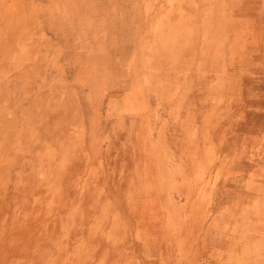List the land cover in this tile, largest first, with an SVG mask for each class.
I'll use <instances>...</instances> for the list:
<instances>
[{"label":"rangeland","instance_id":"374dc122","mask_svg":"<svg viewBox=\"0 0 264 264\" xmlns=\"http://www.w3.org/2000/svg\"><path fill=\"white\" fill-rule=\"evenodd\" d=\"M0 44V264H264V0H0Z\"/></svg>","mask_w":264,"mask_h":264},{"label":"bare ground","instance_id":"6f19581e","mask_svg":"<svg viewBox=\"0 0 264 264\" xmlns=\"http://www.w3.org/2000/svg\"><path fill=\"white\" fill-rule=\"evenodd\" d=\"M151 1H152V0H151ZM164 15H165V14H164ZM162 17H163V15H162ZM162 17H160V18H162ZM159 20H161V19H159ZM168 21H169V20H168ZM161 28H162V27H161ZM162 29H163V28H162ZM204 30H205V29H204ZM204 30H203V31H204ZM206 32H207V31H206ZM162 34H163V33H162ZM187 35H189V33H188ZM163 36H164V35H163ZM166 36H167V35H166ZM200 36H201V35H200ZM206 37H207V35H206ZM163 38H164V37H163ZM167 41H168V39H167ZM175 41H177V40H175ZM175 41H174V42H175ZM204 42H205V41H204ZM206 42H207V41H206ZM171 43H172V42H171ZM172 44H173V43H172ZM0 45H1V44H0ZM208 45H209V44H208ZM10 46H11V45H10ZM5 47H6V46H5ZM207 47H208V46H207ZM2 48H3V47H2ZM205 49H206V48H205ZM22 51H23V50H22ZM203 51H204V50H203ZM209 51H210V50H209ZM19 56H20V55H18V57H19ZM45 115H46V113H45ZM43 117H44V116H43ZM44 118H45V117H44ZM70 118H71V117H70ZM157 118H158V117H157ZM41 119H42V118H41ZM41 119H40V120H41ZM62 120H63V119H62ZM70 120H71V119H70ZM76 120H77V119H76ZM65 121H66V120H65ZM65 121H64V122H65ZM73 121H74V119H73ZM73 121H72V122H73ZM141 121H142V120H141ZM72 122H71V123H72ZM40 123H41V122H40ZM61 123H62V122H61ZM34 125H35V124H34ZM62 125H63V124H62ZM57 126H58V125H57ZM30 127H31V126H30ZM58 127H59V126H58ZM31 128H32V127H31ZM75 129H76V128H75ZM32 130H33V129H32ZM77 131H78V130H77ZM146 131H147V130H146ZM150 131H151V130H150ZM150 131H149V133L151 134ZM34 132H35V129H34ZM80 132H81V131H80ZM147 133H148V132H147ZM35 134H36V133H33V135H35ZM61 134H62V133H61ZM72 135H73V133H72ZM145 135H146V134H145ZM68 136H69V135H68ZM32 137H33V136H32ZM38 137H39V136H38ZM146 137H147V135H146ZM148 137H150V136L148 135ZM66 138H67V136H66ZM72 138H73V137H72ZM77 138H80V137L77 136ZM31 139H32V138H31ZM74 139H76V137H75ZM149 139H150V138H149ZM34 140H35V139H34ZM35 141H36V140H35ZM70 141H72V140H70ZM78 141H79V139H78ZM4 142H5V141H4ZM36 142H37V141H36ZM68 142H69V141H68ZM74 142H75V141H74ZM15 143H16V142H15ZM44 143H45V142H44ZM79 143H80V142H79ZM60 144H61V141H60ZM77 144H78V143H77ZM152 144H153V143H152ZM44 145H47V144L45 143ZM58 146H59V145H58ZM78 146H79V145H78ZM155 146H156V145H155ZM2 147H3V146H1V148H2ZM20 147H21V146H20ZM152 147H153V146H152ZM1 148H0V150H1ZM21 148H22V147H21ZM46 148H47V147H45L44 149H46ZM2 149H3V148H2ZM5 150H7V148H6ZM49 150H50V149H49ZM49 150H48V151H49ZM68 150H69V149H68ZM68 150L66 149L65 151H68ZM1 151H2V150H1ZM43 151H44V150H43ZM158 151H159V150H158ZM4 152H5V151H4ZM70 152H71V151H70ZM0 153H1V152H0ZM2 153H3V152H2ZM2 153H1V155H2ZM5 153H6V152H5ZM18 153H19V152H18ZM49 153H50V152H49ZM68 153H69V152H68ZM7 154H8V151H7ZM37 154H38V152H37ZM38 155H39V154H38ZM61 155H62V154H61ZM61 155H60V156H61ZM68 155H69V154H68ZM151 155H152V154H151ZM157 155H158V154H157ZM43 156L45 157V154H43ZM63 156H64V155H63ZM66 156H67V155H66ZM154 156H155V155H154ZM5 157H7V156H5ZM13 157H14V156H13ZM3 158H4V157H3ZM3 158H2V160H3ZM8 158H9V157H8ZM8 158H7V159H8ZM11 158H12V157H11ZM60 158H61V157H60ZM62 158H63V157H62ZM12 159H15V158H12ZM64 159H65V158H64ZM2 160H1V161H2ZM4 160H5V159H4ZM10 160H11V159H10ZM157 161H158V160H157ZM6 162H7V161H6ZM6 162H5V163H6ZM58 162H59V161H58ZM0 163L2 164V162H0ZM3 163H4V161H3ZM10 163H11V162H10ZM64 163H65V162H64ZM157 163H159V162H156V164H157ZM7 164H8V163H7ZM59 164H60V162H59ZM10 165H11V164H9V166H10ZM9 166H8V167H9ZM156 166H157V165H156ZM158 166H159V165H158ZM9 168H11V167H9ZM156 168L158 169V167H156ZM63 169H64V168H63ZM7 170H8V169H7ZM161 170H162V169H161ZM165 170H166V169H165ZM4 171H5V170H4ZM168 171H169V170H168ZM157 172H158V171H157ZM169 172H170V171H169ZM0 173H1V172H0ZM5 173H6V172H5ZM7 173H8V172H7ZM158 173H159V172H158ZM165 173H166V172H165ZM165 173H164V174H165ZM159 175H160V174H159ZM166 175H167V174H166ZM173 175H174V174H173ZM0 176H2V175L0 174ZM3 176H4V175H3ZM3 176H2V177H3ZM5 176H6V175H5ZM8 176H9V175H7L6 177H8ZM42 176H43V174H42ZM157 176H158V175H157ZM161 176H162V175H161ZM170 176H171V175H170ZM6 177H5V178H6ZM153 178H154V177H153ZM167 178H168V176H167ZM170 178H171V177H170ZM1 179H2V178H1ZM160 179H161V178H160ZM163 179H166V178H163V177H162V180H163ZM168 179H169V178H168ZM173 179H174V178H173ZM3 180H4V179H2V181H3ZM6 180H7V179H6ZM6 180H5V181H6ZM174 182H175V181H174ZM7 183H8V182H7ZM175 183H176V182H175ZM50 184H51V183H50ZM3 185L6 186L7 184H3ZM170 185H171V182H170ZM4 186H3V187H4ZM167 186H168V185H167ZM1 187H2V186H1ZM160 187H161V186H160ZM170 188H171V187H170ZM168 189H169V187H168ZM174 189H175V187H174ZM169 191H170V190H169ZM171 191H172V189H171ZM53 196H54V194H53ZM168 196H169V195H168ZM169 197H170V196H169ZM33 199H35V198H33ZM50 201H51V200H50ZM50 201H49V203H50ZM169 201H170V199H169ZM253 202H254V201H253ZM47 204H48V203H47ZM169 204H170V203H169ZM253 204H254V203H253ZM48 205H49V204H48ZM172 207H173V206H172ZM255 207H256V206H255ZM253 208H254V207H253ZM262 208H263V207H262ZM170 209H171V208H170ZM259 210H260V209H259ZM261 211H263V209H262ZM76 212H77V211H76ZM253 212H254V211H253ZM261 214H263V212H262ZM259 215H260V214H258L257 216H259ZM239 216H240V215H239ZM241 216H242V215H241ZM260 217H261V216H260ZM23 218H24V217H23ZM237 218H238V217H237ZM240 219H242V218H240ZM244 219H246V217H245ZM258 221H260V220H258ZM241 222H242V221H240L239 223H241ZM255 222H256V221H255ZM260 222H261V221H260ZM257 223H259V222H257ZM66 224H67V223H66ZM248 224H250V223H248ZM252 224H253V223H252ZM254 224H255V223H254ZM259 224H260V223H259ZM238 225H239V224H238ZM256 226H258V225H256ZM261 226H263V225H261ZM64 227H66V226H64ZM243 227H244V226H243ZM243 227H242V229H243ZM252 227H253V226H252ZM236 232H237V231H236ZM239 233H240V232H239ZM243 236H244V235H243ZM44 237H45V236H44ZM238 237H239V235H238ZM241 238H242V237H241ZM248 238H249V237H248ZM34 239H35V238H34ZM242 239L244 240L245 238H242ZM237 240H238V239H237ZM247 240H248V239H247ZM239 242H240V241H239ZM254 242H256V241H254ZM254 242H253V243H254ZM258 242H262V241H259V240H258ZM245 243H247V242H245ZM243 244H244V243H243ZM254 244H255V243H254ZM260 245H261V244H260ZM242 247H243V246H242ZM246 247H247V246H246ZM253 248H256V247H253ZM240 250H242V248H241ZM256 250H258V249H256ZM230 254H231V253H230ZM257 254H258V253H257ZM260 254H262V253H260ZM229 256L231 257V255H229ZM239 256H240V255H239ZM228 258H229V257H228ZM243 259H244V258H243ZM226 260H227V259H226ZM239 260H240V259H239ZM241 260H242V259H241ZM250 260H251V259H250ZM226 263H227V262H226Z\"/></svg>","mask_w":264,"mask_h":264}]
</instances>
